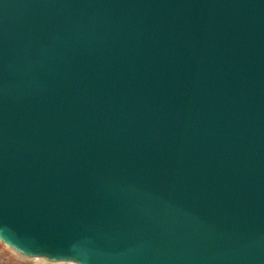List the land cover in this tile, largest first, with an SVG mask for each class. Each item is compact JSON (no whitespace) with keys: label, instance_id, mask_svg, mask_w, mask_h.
Segmentation results:
<instances>
[{"label":"water","instance_id":"1","mask_svg":"<svg viewBox=\"0 0 264 264\" xmlns=\"http://www.w3.org/2000/svg\"><path fill=\"white\" fill-rule=\"evenodd\" d=\"M0 246L264 264V0H0Z\"/></svg>","mask_w":264,"mask_h":264},{"label":"rangeland","instance_id":"2","mask_svg":"<svg viewBox=\"0 0 264 264\" xmlns=\"http://www.w3.org/2000/svg\"><path fill=\"white\" fill-rule=\"evenodd\" d=\"M0 264H18L7 252L0 246Z\"/></svg>","mask_w":264,"mask_h":264}]
</instances>
